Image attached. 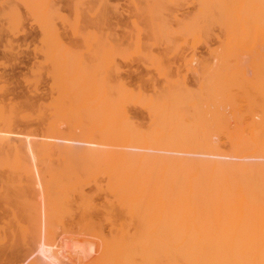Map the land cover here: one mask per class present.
<instances>
[{"label":"bare ground","instance_id":"1","mask_svg":"<svg viewBox=\"0 0 264 264\" xmlns=\"http://www.w3.org/2000/svg\"><path fill=\"white\" fill-rule=\"evenodd\" d=\"M82 1H68L75 6L68 26L77 30L73 20L96 5L104 35L91 37L98 43L95 71L88 65L73 73L70 65L83 59L77 64L69 52L75 63L61 67L69 76L60 74L58 99H0V264H17L18 257L24 264H264V0H191L194 11L185 19L162 12L159 0H133L120 35L110 0ZM18 4L43 20L46 52L53 11L38 7L44 0H1L4 32L23 23ZM46 5L48 12L51 0ZM174 30L181 40H205L207 57L185 55L196 43L187 51L188 43L173 41ZM150 39L162 43L156 48ZM44 56L35 73L49 71L54 59ZM120 60L152 71L128 84ZM93 91L98 102L91 108ZM35 105L42 117L46 110L50 136L59 133L60 115L80 110L82 144L12 142L14 119ZM134 106L143 108L141 120ZM74 113L64 122H78Z\"/></svg>","mask_w":264,"mask_h":264},{"label":"rangeland","instance_id":"2","mask_svg":"<svg viewBox=\"0 0 264 264\" xmlns=\"http://www.w3.org/2000/svg\"><path fill=\"white\" fill-rule=\"evenodd\" d=\"M68 1H70V0H51V5H50L51 8H49L50 11H48V12H47L48 6L46 4L49 2V0H44V6L45 7L43 5L42 6H40V5L38 6V7H42L44 12L52 14L51 11H53V14H54L53 17L50 16V19L52 21L51 24H52L53 28L50 25L49 26L52 29H55V30H53L52 34H50L52 36H50L48 34L49 37H52L53 39L51 38V39L47 40V38H46V40L48 42L50 40L52 41L51 42L52 44L48 43V45L50 47L49 50H51L50 53L52 52L53 55L52 54L49 55V52H48L49 50L48 49H47L48 51L45 49V51L48 52V53L44 52L46 55H48V56H50V57H52L54 59V61H53L54 63L52 62L51 59H50V61L52 63H50V61H49L50 65H51L49 67V71H48L49 74H48L47 71H45V69H41L39 71V73H41V74L34 72L35 68H37V65L39 66L38 62H40L41 60L43 61L44 57H45L44 53H43L44 48L42 47L43 44L40 41V39L43 36V34L41 32H43V31H41V29H39L40 27L38 26V21L41 24V22L43 20L41 21V20L38 19V21L36 20L37 22H35L34 20L37 19V18H34V20H33V18L30 15L25 14L26 12H25L24 6L22 4H18L19 8L22 10V12H23V14L25 16V19H23V21H22L23 23H20L21 24L20 28L18 27L16 29V30L19 29L18 31L14 30L16 32L12 31L13 33H11V31H10V33H9L8 29H6L5 32H4V28H6V25H5V27L2 25V22L4 21V19H2L0 17V24H1L0 26H2V29H3V31H1V33H0V99L1 100L6 101V102L13 101V102L19 104L20 102H22V101L24 102V100L27 99L26 102L28 100H31V101H29V103L30 102H35L36 104H42V103H48L49 101L52 102V99L53 100L54 99H58L57 96H60L59 95L60 89L58 90V86H57L58 82H61V78L63 77V75H65V78H68V76H69L68 75L69 73L68 74L67 73L63 74L62 73L63 70L68 67V66H66V68H65V65H67V64L64 63V62H67V63L74 62L75 63L74 60L78 58L79 59L78 62H77V64H78V63H81V62H79L80 59H83V61L81 60L82 61L81 64L74 65L72 63L70 65V67H73V68H71V70L75 68V70H72L73 73L78 69V67L80 69H78L77 72H81L80 70H84L85 71L86 66H88V65H90V67H92L91 68L92 71L93 70L95 71L93 66H94L95 61H97L99 59H98V56L96 55V52H98V49H97L98 48V46H97L98 43L94 42L95 41L94 37L96 35H100V36L102 35L101 33H98L100 31L98 29L99 25L96 26V24L99 23V22H97L99 16L98 15H97L98 17L96 16V14H98V13L95 12L96 5H95V7H93L94 3L89 4L90 9H88L87 5H82L83 7L80 6L83 10L85 9L84 6H87L86 8L89 11L87 13V10L85 9L86 11L85 12L83 11L84 12L83 14L87 13L88 16H87V14H85L84 16L81 14V16L84 17V18L82 17L83 18V20H82V18H80L79 11H77L76 13L79 14V15L76 17V13H75L74 15L76 17L75 18L76 20H73V21H76L75 22L76 24L74 23L73 25H75L74 29L77 26V28H76L77 30H73V28H72V26L70 24L68 26V23L72 22L71 21V19H72V11H71L72 8L71 7L73 6L72 5V6L68 7ZM83 1L81 2V4L83 3ZM87 1L88 2L90 1V3L92 1L94 2V0H87ZM132 1L133 0H110L111 4L115 5L116 8H117L116 13L113 14V17L111 19V22L113 23L112 27H113V29H115V31L119 35L125 29V24L129 21L130 11H132L131 7L133 8L132 3L134 2V1L133 2ZM135 1H137V0H135ZM150 1H152V0H150ZM155 1H157V0H155ZM161 1H160V3L157 2V4H154V5L157 6L159 9H161L162 12H164L165 14H167V13L170 14V12L176 11V12H174V15H176L177 12H178L179 17H180V15L184 13L186 15H183L184 17L183 16L182 17L185 19V17L186 18L189 17V16L187 17V15H189L192 12V9L194 11L193 5H195V4H193L191 2V0H179V1L178 0H176V1L175 0H173V1L169 0V1H171V3H169L168 0H161ZM75 2H77V0H75ZM88 2H86V3L88 4ZM95 2H96V0H95ZM166 2H168L169 4H166ZM37 3H38V1H37ZM71 3H72V0H71ZM162 3H164L163 6H161ZM174 3H176V5ZM0 4H1V0H0ZM158 4H161V5H159L160 7L158 6ZM77 5H79V4H77ZM73 7H75V6H73ZM80 7H77V8H80ZM44 8H46V9H44ZM91 8L92 9L94 8L93 9L94 11ZM163 8H164V11H163ZM42 9L40 8L41 11H42ZM171 9H173V11ZM74 10H76V8ZM74 10H73V12H74ZM59 11H60V13H59ZM60 14L61 15H65L64 17H62L63 20L65 18L64 21L60 20V18H61L59 16ZM170 19H171V16H170ZM179 19H181V17ZM35 23H37V24H35ZM65 23H67V24H65ZM48 24H47V27H49ZM175 24H177L176 28H178V29L180 28V30H181V31L179 30L181 33L178 32V33H180L179 35L181 37L183 36L181 34H186V33H184L185 30L182 29V26H181L182 24H180L181 27L179 26V23H175ZM106 26H108V25H106ZM172 26L174 27L173 29L178 31L175 28V26L173 25V23H172ZM41 28L43 29V27H41ZM105 28L106 27H104L103 29H105ZM58 29H60V30H58ZM175 30L173 31V34H174L176 39L174 38L175 40H173L174 36L168 35V36L172 37V39H171V37H170V39L173 40L174 42L175 41L176 42L179 41L178 42L179 46L180 45L184 46L183 44H185V43H183V41L188 43L189 47L188 48L186 47V48H187V51H189V48H192V46L196 43L197 40L193 41V39H195V37L190 38V41L188 40L189 37H186L185 40H184V38H182L183 40H181L180 39L181 37L179 38L178 34H175V32H176ZM183 30H184V32H183ZM2 32H4V33H2ZM100 32H102V31H100ZM105 32H106V29H105ZM48 33H49V31H48ZM50 33H51V31H50ZM53 34H54V36H53ZM103 35H104V32H103ZM176 35H177L178 38L176 37ZM187 35H189V34H187ZM91 37L94 38V39H92L94 41H91ZM60 39H61V41H60ZM86 39H88V40H86ZM196 39L199 40V37L198 38L196 37ZM200 39H203V37L202 38L200 37ZM89 40H90L91 43L89 42ZM96 40H98V37H97ZM152 40L153 39H150V42L153 43V45L155 47H156V45L159 46L161 41L160 42L158 41L157 44H154V43H156V41L153 40L154 41L153 42ZM181 41H182V43H180ZM192 41L195 42V43L192 44L191 43ZM189 42H190V44H189ZM63 43H65V45H63ZM57 44H59V45H57ZM95 44H96V46H95ZM154 46H153V48H154ZM161 46H163V45H161ZM185 46H186V44H185ZM158 48L159 49H157V50H160V47H158ZM95 50H96V52H95ZM190 51L191 52H188V54H187L183 50L185 55H189V54L191 55V54L194 53L195 56L197 57V59L198 58L207 57L205 40H201V41L199 40V42H197L194 45V48L190 49ZM65 52H67V53H65ZM69 52L74 54V55H76L75 59L73 57L74 60L72 59V56H74V55L71 56L69 54ZM64 54H66L67 56L65 55V57H64ZM68 56H69V58H68ZM79 57H81V58H79ZM48 59H49V57H48ZM42 61L40 63L44 62V61L43 62ZM55 61H57V62H55ZM119 62H121L120 63V67L122 66L121 67L122 68L121 69L122 78L128 84H131V85H134V86L138 84V81H139L141 75H144V74H146L145 72L148 73L151 70L150 67L148 68L145 65H143L142 63L137 62V61H133L132 60V61H128L127 62V61H121L120 60ZM56 63H58V64H56ZM63 63H64V67H62ZM97 63H98V61H97ZM96 64H95V68L97 69L98 67L96 66ZM55 65H56V68H54ZM81 65H83L84 68L82 66V69H81V67H80ZM76 66H77V68H76ZM61 67L63 68V70H62ZM90 67H88V68L90 69ZM52 68L56 69V72H51V70H53ZM57 70L58 71L60 70L59 73H57ZM41 71L43 72V74H42ZM53 71H55V70H53ZM46 73H47V75H45ZM50 73H52V75L54 73V78L56 76L57 77L56 79H58V80H56L57 82L54 81V79H53V77H51L52 75H50ZM73 73H72V75H74ZM37 74L41 75V76L37 77ZM60 74L62 75V77L60 76ZM189 74H191V73H188L187 78L190 77ZM75 76H76V73H75ZM191 77H190V79H188V82L190 81L191 87L194 90H197L196 80L193 79L194 78L193 75H191ZM71 78H72V76H71ZM34 80H35V82H34ZM191 80H192V82H191ZM54 85H56V86H54ZM94 92L95 91L92 92V95L90 96V99L91 100L93 99L92 96H95L96 98H94L92 100V102H91L90 99H88V103L89 102L90 103L94 102V104H91V108L95 107V105L97 107V102H98L97 101V97H98L97 94L98 93L96 94V92L95 93ZM55 93H57V94H55ZM52 96H54V97H52ZM38 107L39 106L35 105L34 107L23 109V112L28 114L27 117H17L16 119H14V121H13L14 125H12L13 129H11V131H10L11 134H8V135L11 136V137L10 136L9 137L11 138L12 142H15L14 140H19V141L21 140L22 141V140H26V139H34V140H39V141H41V140H51V141H60V142L68 140L70 142H74V144H76V142H79V144H82L80 142H82L85 139V137L83 136L84 135L83 133H84V126H86V125H83L85 123H83L81 121L82 117L80 118L78 115H76V113L77 114L78 113L81 114L80 110H78V112L74 113V111H76V110L73 109L74 111L70 110L69 112L70 113L71 112L74 113L72 116L76 115L74 117L78 120V122H76V121L75 122L78 123V124H81V125H78L75 122H74L75 123L74 125L72 123H71L72 125H70L69 122H68L69 123L68 124L67 121L64 122L65 121L64 118H66L68 115L70 117V113L68 115L65 114V117L60 115L59 118H57L56 122H55L56 125L60 126L59 133L54 135V136H50L48 134V132L44 128V121L46 120L45 119V117H46L45 115H47L46 110H44L45 111V112H43L44 114L42 113V115H43V117H42V116L39 115L41 113V111H40L41 109H37ZM94 109H96V108H94ZM131 112L138 120H141L142 117L144 116L143 108L138 107V106H134L133 108H131ZM81 116H82V114H81ZM91 118H92V115H91ZM73 119L69 118V120L71 122L73 121ZM66 120H68V118H66ZM82 125H83V127H82ZM70 126H72V128ZM85 129H86V127H85ZM71 130H73V131H71ZM71 132H74V135L72 134V136H71ZM88 188H89V186L86 187V189H88ZM95 200L99 201L100 197L96 196ZM1 212L2 211H0V215H1L0 216V220H1L2 216H3V214H2L3 212L2 213ZM6 214L7 213L5 212V215ZM20 258L21 257H18V260L16 258L17 264H24V262H26V260L24 258H22V259H20Z\"/></svg>","mask_w":264,"mask_h":264}]
</instances>
